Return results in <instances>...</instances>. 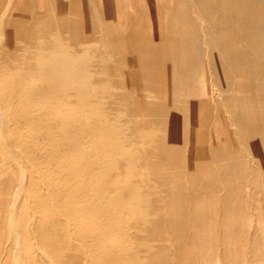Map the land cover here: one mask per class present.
Wrapping results in <instances>:
<instances>
[{"label": "bare ground", "instance_id": "6f19581e", "mask_svg": "<svg viewBox=\"0 0 264 264\" xmlns=\"http://www.w3.org/2000/svg\"><path fill=\"white\" fill-rule=\"evenodd\" d=\"M99 1L80 0L79 11L69 4L51 8L45 0L39 5L0 0V172L12 183L7 220L12 264H150L149 252L166 244L164 233L174 225L167 205L174 201L177 177L167 168L160 122L171 117L173 135L179 121L149 99L148 90L138 95L136 47L125 34H112L109 27L122 22ZM159 3L162 31L152 35L139 16L134 43L148 58L164 62L170 107L180 104L179 89L171 86L177 72L174 45H182L180 70L196 73L201 43L228 95V127L217 122L218 134L210 128L213 145L224 153L222 139L240 140L239 124L250 125L257 136L251 145L241 143L255 160L259 153L263 158L264 0ZM253 3L248 28L244 18ZM175 8L182 13L177 18ZM75 12L82 14V39ZM177 24L187 37H177ZM75 63L88 64L85 86L64 76ZM158 65L149 69L153 76ZM219 82H211L215 94ZM186 119L181 115V124ZM233 141L230 172L205 178L202 195L186 190L195 210L199 204L229 203L232 188L238 205L235 179L244 165ZM201 154L208 157L206 147ZM257 241H251L245 264H264V235Z\"/></svg>", "mask_w": 264, "mask_h": 264}, {"label": "rangeland", "instance_id": "374dc122", "mask_svg": "<svg viewBox=\"0 0 264 264\" xmlns=\"http://www.w3.org/2000/svg\"><path fill=\"white\" fill-rule=\"evenodd\" d=\"M40 1L36 0L35 4L39 5ZM45 1L51 8L69 4L73 10L76 8L80 11V0ZM155 1V3H150L147 0L99 1V3H103L106 13H112L116 18L119 16L122 22L118 28L116 26L109 27L112 34L117 36L125 34L126 40L132 47H136L133 51L138 53L136 56L139 57L140 64L137 67H139L138 71L141 70L140 82L139 79L135 82L139 89L138 95L143 96L148 90L149 99L156 100L157 104L161 105L168 113L173 111L179 121L178 130L173 132L174 137L171 129V117L166 115L165 120L160 122L161 131L167 137V168L177 177L174 201L167 205V210L172 213L175 221L174 225L166 231L167 233H164L167 238L166 244L160 249L155 248L149 252L148 259H150V264H245L251 241H255L257 244L259 236L264 235V157L260 158L262 155L259 153L255 155L258 161L255 160V157L250 155L241 143L250 144L257 135H253L254 129L252 130L250 125L238 123L241 127L242 140H239L236 135L225 136V140L222 139L220 142L222 144L225 141L226 150L224 153L219 146L213 145L215 141L210 134V128H214V133L218 134V129L215 130L217 122L220 127L226 129L228 127L226 120L229 115V111L226 109L228 95L215 74L213 64L211 63L212 65L209 66V60H206V56L204 57V47L201 43H198L197 47L201 52L202 61L200 66L197 65L196 73H194L195 69L180 70L182 45L181 48L174 45L177 72L171 86L177 91L179 89L180 104L175 109L170 107L168 86L163 74V70L166 69L164 62L160 57L148 58L140 43H134L135 36L137 37L141 30L136 26L141 21L139 16L152 35L162 31L163 9H160L162 7L159 3L160 0ZM254 9L255 4L253 3L251 12L244 18L248 28L251 25ZM174 14L177 15V18L182 13L178 11V8H175ZM183 16L187 17L185 10H183ZM79 17H82V14L75 12L73 19L77 20ZM78 23L81 29L78 36L82 39L85 35V27L80 18ZM177 28V35H179L177 37H187V34L182 35L178 24ZM131 35L133 40L130 38ZM160 35L158 34V37ZM77 50L79 49L77 48ZM153 62L159 64L155 69L154 76L153 70H149L153 69ZM87 65L83 67L75 63L70 71L64 72V76L78 86H85L87 85ZM215 81L219 82L221 86L219 93L216 94L211 89V82ZM188 84L191 91L190 96L187 93ZM181 86H183V91ZM181 93H184V97L181 96ZM139 96L137 100H139ZM245 100H248L247 94H245ZM197 107H202V110H198ZM183 114L187 116V119L181 124L180 118ZM232 139L235 150L244 165L241 173L235 179L240 188L238 205H235L236 195L232 188L229 203L221 205L219 202L211 203L209 206L199 204L195 210L185 198L186 190L196 188L202 195L205 178L209 179L213 173L223 175L230 172L232 147L229 141ZM204 147L208 154L207 158L201 154V149L203 150ZM192 152L194 155L191 154L193 156L190 157ZM251 152L253 153V151ZM11 184L10 175L0 172V264H12L9 249L11 239L8 236L7 225L10 216ZM209 195L212 197L211 193ZM27 205L29 206V204ZM147 205L148 202H142V206ZM141 261L143 259H140Z\"/></svg>", "mask_w": 264, "mask_h": 264}]
</instances>
